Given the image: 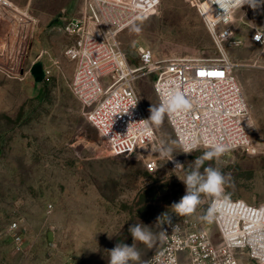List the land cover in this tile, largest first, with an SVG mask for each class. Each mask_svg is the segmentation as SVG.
Masks as SVG:
<instances>
[{"label": "rangeland", "instance_id": "rangeland-1", "mask_svg": "<svg viewBox=\"0 0 264 264\" xmlns=\"http://www.w3.org/2000/svg\"><path fill=\"white\" fill-rule=\"evenodd\" d=\"M7 1L18 12L0 7V264H107V250L121 241L131 245L128 227L140 221L154 232L194 221L219 242L216 227L201 219L211 199L191 214L171 209L185 194L167 162L171 157L152 156L159 171L150 175L140 157L112 155L84 116L70 90L75 63L66 50L74 40L63 31L68 19L82 14L84 0ZM203 1L161 0L152 17L126 28L119 41L131 64L140 65L139 47L150 49L156 60L221 57L198 13ZM253 9L249 19L264 27ZM234 29L224 47L250 107L249 133L258 153H224L206 166L224 174L222 197L264 206V47L252 44V30L244 24L236 22ZM37 63L51 71L42 83L32 75ZM154 81L144 76L135 83L149 117L152 104L159 105ZM153 126L159 143L177 141L166 117ZM206 150L188 154L177 147L175 160L187 164ZM137 247L146 264L162 241ZM239 257L241 264H256L246 254Z\"/></svg>", "mask_w": 264, "mask_h": 264}, {"label": "built area", "instance_id": "built-area-1", "mask_svg": "<svg viewBox=\"0 0 264 264\" xmlns=\"http://www.w3.org/2000/svg\"><path fill=\"white\" fill-rule=\"evenodd\" d=\"M160 4L161 0H84L82 14L64 23V33L74 40L66 50L75 63L70 90L87 121L112 155L140 157L146 172L157 174L158 159L152 156L160 154L152 149L160 143L153 124L145 121L150 117L135 87L141 77L154 76L159 104L172 88L186 101L185 108L171 117L165 115L179 145H195L197 150L223 142L228 146L225 153L257 154L249 133L250 107L224 44L232 43L234 25L240 22L252 30V44L264 47V27L249 19L247 4L226 6L225 0H204L198 13L221 57L156 60L150 49L139 47L140 65L134 66L123 51L120 34L138 20L152 17ZM0 7L18 12L7 0H0ZM252 15L264 25V3ZM43 68L47 78L51 71ZM217 208L206 222L216 227L219 242L206 227L182 220L169 226L162 247L146 264H241L243 254L264 264V206L226 199ZM12 229L17 230V225ZM15 241L20 243L22 237L15 235Z\"/></svg>", "mask_w": 264, "mask_h": 264}, {"label": "clouds", "instance_id": "clouds-1", "mask_svg": "<svg viewBox=\"0 0 264 264\" xmlns=\"http://www.w3.org/2000/svg\"><path fill=\"white\" fill-rule=\"evenodd\" d=\"M264 0H225L226 6L238 5L243 7L245 4L257 8ZM260 40L261 38H257ZM186 107V101L179 91L175 88L170 89L169 94L162 98L159 105L150 107L149 121L152 124L159 126L165 115L173 116L178 110ZM177 147L181 148L183 153H192L195 150V145L191 147L188 144L178 145L177 141L161 142L156 148L152 149L174 164L173 173L185 186V194L179 202L174 203L171 209L177 215H186L194 213L197 207L204 201L205 198L212 200V204L208 207L206 213L201 217L205 221H211L218 211L217 205L225 203L227 197L221 199L224 191L225 178L224 174L218 167H214L211 161H219V158L227 151L228 146L223 142H215L208 146L200 156H197L193 161L187 164L175 160V152ZM166 214V213H165ZM161 217H158L155 225L160 224ZM168 223H171L170 216ZM128 232L132 237L131 245L121 241L118 242L112 249L107 250V264H142L141 252L137 244H143L146 247L152 248L158 241H163L166 238V230L162 226L160 231L154 232L153 226L143 222L133 223L128 227ZM112 236L109 235V238ZM158 260V257L156 258Z\"/></svg>", "mask_w": 264, "mask_h": 264}, {"label": "water", "instance_id": "water-1", "mask_svg": "<svg viewBox=\"0 0 264 264\" xmlns=\"http://www.w3.org/2000/svg\"><path fill=\"white\" fill-rule=\"evenodd\" d=\"M32 75H33L36 83H42L44 81L45 74H44V68H43L42 63H37L36 65L33 66ZM53 235H54V233L52 231H50L48 234V238H49L50 242H52L54 240Z\"/></svg>", "mask_w": 264, "mask_h": 264}, {"label": "bare ground", "instance_id": "bare-ground-1", "mask_svg": "<svg viewBox=\"0 0 264 264\" xmlns=\"http://www.w3.org/2000/svg\"><path fill=\"white\" fill-rule=\"evenodd\" d=\"M8 2V1H7ZM8 4H10L9 2H8ZM11 5V4H10ZM13 7H15V6H13Z\"/></svg>", "mask_w": 264, "mask_h": 264}]
</instances>
